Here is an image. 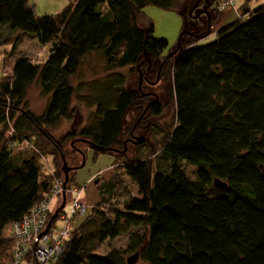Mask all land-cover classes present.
I'll return each instance as SVG.
<instances>
[{"label":"trees","instance_id":"trees-1","mask_svg":"<svg viewBox=\"0 0 264 264\" xmlns=\"http://www.w3.org/2000/svg\"><path fill=\"white\" fill-rule=\"evenodd\" d=\"M196 1L76 0L56 15L37 16L31 0H0V45L21 31L49 48L43 62L16 57L11 75L0 78V264L12 259L5 229L43 199L54 178L62 179V169L55 167L42 177L40 159L67 160L81 150L65 148L76 138L116 148L128 112L145 101L142 86L129 85L145 65L150 72L160 70L175 106V125L156 155L160 167L155 171L150 160L129 161L122 153L92 148L96 155L115 156L113 167L137 192L125 194V186L117 192L122 185L115 176L102 183L100 203L79 219L53 264H126L129 252L138 254L137 264H264V5L251 11L245 0L239 18L221 27L214 42L197 45L210 34L205 26L182 35L174 55L163 56L168 43L152 37L153 24L143 10L152 6L184 18ZM93 53L103 74L83 86L87 93L79 102L92 112L76 129L74 80ZM35 82L48 98L39 116L25 102ZM162 108L154 101L147 112L158 117ZM61 120L73 128L57 140L50 129ZM182 161L196 166L194 181ZM215 179L225 190L214 186ZM73 181L72 171L67 187ZM121 236H127L126 250L96 253Z\"/></svg>","mask_w":264,"mask_h":264},{"label":"rangeland","instance_id":"rangeland-1","mask_svg":"<svg viewBox=\"0 0 264 264\" xmlns=\"http://www.w3.org/2000/svg\"><path fill=\"white\" fill-rule=\"evenodd\" d=\"M233 1H235L234 6L225 4L223 0H199V3L194 10L193 7L190 9L187 8V10L189 9V12L185 14L184 18L175 12L163 11L152 6L146 7L143 10V15L145 19L147 18L153 24L154 31L152 37L154 39H165L167 41L168 48L162 54L167 57L177 48L179 37L183 32H189L191 30L193 32H198V29L210 26V34L201 39L197 45L202 46L214 42L217 38V32L221 27L231 24L239 18L236 5L239 2H242V0ZM236 2L238 3L236 4ZM252 2V11H255L259 7L263 6V3L256 4L255 0H252ZM31 3L34 5V11L37 16H44L46 14L56 15L64 8L59 6V0H31ZM219 3L223 5L224 9L222 11H218L217 9V4ZM223 14H227L228 16L227 22L223 26L219 27V21L224 18ZM208 15L212 18L211 22ZM139 26L143 29L147 28L144 21L139 22ZM48 53L49 48L40 46L33 34L16 31V33L12 36L10 44L0 45V78L1 74L10 75L9 66L16 57L26 55L34 62H41L44 58H46ZM148 61L150 62V59H148ZM3 62L5 63L2 67ZM140 65H143V62H141ZM147 69L148 66L146 67L145 65V67H143V71L140 72V74H142L141 76L139 73L135 72L129 78V85L131 88L140 90V87L142 86L140 93L145 98V101L141 104L142 106L140 108L136 106L128 112L125 119L124 134L120 138L121 142L115 149L123 151L125 146L126 151L122 154L126 156V159L129 161L142 159L150 160L153 162L155 171H158L160 167V165H158V163H160V158H156V155L160 152V145L163 136L175 125V106L170 95L169 83L164 78L162 79V77H160V70L157 71L155 69L147 73ZM158 72L159 80L156 83ZM102 74L103 69L98 54L93 53L87 56L78 77L74 80V86L77 91L72 100V107L75 108L77 112V118L74 122L76 129L83 125V123L90 116V112H92L91 110L86 109L84 104L79 102V96H83L87 93L86 88L83 86H86L85 84L94 79V77L95 79L100 78ZM140 80L141 83L139 86ZM80 86H82L81 89H78ZM156 99L157 102L161 103L163 108L160 116L153 117L147 112V106H149L150 102L155 101ZM47 101L48 98L41 94L39 85L36 82L29 87L25 98L28 111L36 116L41 115L44 112ZM72 128L73 125H71V123L61 120L55 127L50 129V132L52 136L58 140ZM137 138L141 141L139 144H135L133 142ZM77 139L78 138L66 142L65 148L69 152H71L72 149L80 148L83 158L78 152L70 154L71 165L67 166L80 167L73 171L74 181L71 186L82 190L80 201L87 206V214L91 212L92 208H94L97 203H100L101 195L99 194L98 187L101 186L103 181L106 182L111 174H113V176H115L114 179H117V181L122 185L119 186L117 192H121L124 186L126 189L125 194H135L137 192V186L131 183L130 179H128L120 169L116 170L113 167L115 156L111 154L96 155L95 151L86 144L76 143L75 141ZM125 141H127L126 145H124ZM71 143H73L72 146ZM19 149H23V144L18 147V150ZM70 157L67 158V163H70ZM40 161L42 177H44L45 174L53 173L54 167L60 171L62 169L63 161H61L60 158H57L54 161L53 157H43ZM180 163L189 179L194 181L196 166L186 161H182ZM61 176L64 182L63 170ZM111 179L112 178L109 180ZM65 197L66 203L69 202V194L66 190ZM117 197H119V199L123 198V196L119 195ZM61 204L62 194L51 206V217L53 212H55ZM64 208L68 210V204H65ZM51 217H49L48 223L51 220ZM54 221H52L53 225L51 224V227L54 226ZM81 221L82 220H77L75 226L79 225ZM6 231H8V229H5L4 238H6ZM127 246V236H121L113 241H106L97 249L96 253L99 255H105L112 249L126 250ZM132 255H134V253H126L125 260Z\"/></svg>","mask_w":264,"mask_h":264},{"label":"built area","instance_id":"built-area-1","mask_svg":"<svg viewBox=\"0 0 264 264\" xmlns=\"http://www.w3.org/2000/svg\"><path fill=\"white\" fill-rule=\"evenodd\" d=\"M223 2L235 5L233 0ZM217 9L222 11L223 5L217 4ZM11 149L18 150L15 145ZM66 192L70 199L66 203L68 210L64 208L60 212L47 233L43 234L51 217V206L63 193V179L54 178L43 199L33 204L20 222L9 225L6 238L13 244L11 264H53L63 255L72 239L76 221L85 217L88 211L87 206L80 201V188L66 186Z\"/></svg>","mask_w":264,"mask_h":264},{"label":"water","instance_id":"water-1","mask_svg":"<svg viewBox=\"0 0 264 264\" xmlns=\"http://www.w3.org/2000/svg\"><path fill=\"white\" fill-rule=\"evenodd\" d=\"M198 3H199V0H197L196 3L194 4V6H193V10H194V8L197 7ZM205 13H206V12H205ZM182 35H190V33H189V32H183V33L180 35V37H181ZM180 37H179V38H180ZM54 46H55V44H53V46L51 47L50 53L53 52V50H54V49H53ZM174 53H175V52H173V53L170 54V55H174ZM148 63H149V61H148ZM148 67H149V66H148ZM140 76H141V74H140ZM158 80H159V72H158V74H157V80H156V83H157ZM140 83H141V80H140V82H139V86H140ZM155 101H157V99H156ZM149 104H150V103H149ZM147 108H148V106H147ZM145 112H146V111H145ZM145 112H144V114H145ZM75 142L84 143V144L90 146L91 148H93L94 150H96V151L99 152V153H105L106 151H108V152H114V153H124V152L126 151V147H125V146H124V150H123V151H118V150L115 149V148H108V149H105V148L97 147V146L93 145L91 142H89V141H87V140H85V139H80V138L77 139ZM75 142H73V143H75ZM133 142H134L135 144H139L141 141H140V139L137 138V139H135ZM73 143H71V146L73 145ZM126 143H127V141L124 142V145H126ZM76 152H78L79 154H81V157L83 158V154H82L81 150H77ZM62 161H63L62 170H63V174H64L63 193H62V204H61V205L59 206V208L53 213V215H52V217H51V220H50L49 223L47 224V227H46V229H45V231H44L43 234H45V233L49 230V228H50V226H51V224H52V221H54V220L57 218V216L59 215V213H60V212L64 209V207H65V204H66L65 190H66V186H67L68 181H69V173L72 172V171L77 170L78 168H80V167H69V166H67V163H66V160H65L64 157H62ZM213 184H214V186H215L217 189H220V190H222V191L225 190V188H226V184H225L224 182L218 180V179H215L214 182H213ZM138 257H139L138 254L135 253L134 255H132L131 257H129V258L126 260V264H137V262H138Z\"/></svg>","mask_w":264,"mask_h":264},{"label":"crops","instance_id":"crops-1","mask_svg":"<svg viewBox=\"0 0 264 264\" xmlns=\"http://www.w3.org/2000/svg\"><path fill=\"white\" fill-rule=\"evenodd\" d=\"M76 0H59V6H61V8H63V7H66L67 5H69V4H72V3H74ZM238 2H236V4H237ZM255 3L256 4H260V3H263V5H264V0H255ZM246 4V1L245 0H242V2H239L236 6H237V9L238 8H240V7H242L243 5H245ZM31 5L34 7V5L31 3ZM252 7H253V2H252V0H249L248 2H247V9H249V10H251L252 11ZM46 15H49V16H53L52 14L50 15V14H46ZM45 16V15H44ZM223 16H224V18L221 20V21H219V24H218V26L220 27V26H223L226 22H227V18H228V16H227V14H223ZM24 56H26V55H24ZM46 59V58H45ZM10 75H11V71H10ZM113 177V174H111L110 175V177H109V179L110 178H112ZM109 179H107V181L106 182H108V180ZM103 183H104V181H103ZM5 235V233L3 234V236Z\"/></svg>","mask_w":264,"mask_h":264},{"label":"flooded vegetation","instance_id":"flooded-vegetation-1","mask_svg":"<svg viewBox=\"0 0 264 264\" xmlns=\"http://www.w3.org/2000/svg\"><path fill=\"white\" fill-rule=\"evenodd\" d=\"M149 71H150V67L148 68V71H147V73H149ZM151 97H152V95H151ZM154 98V97H153ZM154 101H152V102H150V104H149V107H150V105L153 103ZM70 160H69V162L70 163H67V165H71V157L69 158Z\"/></svg>","mask_w":264,"mask_h":264}]
</instances>
